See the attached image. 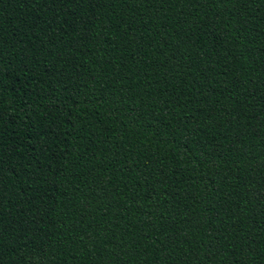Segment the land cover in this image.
Listing matches in <instances>:
<instances>
[{
    "label": "trees",
    "instance_id": "1",
    "mask_svg": "<svg viewBox=\"0 0 264 264\" xmlns=\"http://www.w3.org/2000/svg\"><path fill=\"white\" fill-rule=\"evenodd\" d=\"M0 264H264V0H0Z\"/></svg>",
    "mask_w": 264,
    "mask_h": 264
}]
</instances>
